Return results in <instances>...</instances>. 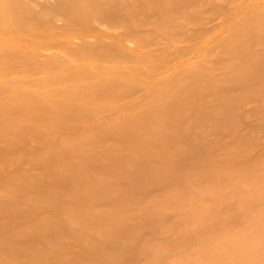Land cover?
<instances>
[{
    "label": "bare ground",
    "instance_id": "1",
    "mask_svg": "<svg viewBox=\"0 0 264 264\" xmlns=\"http://www.w3.org/2000/svg\"><path fill=\"white\" fill-rule=\"evenodd\" d=\"M205 2L0 0V88L4 71L16 63L56 70L31 85L14 84L0 100V141L11 143L0 150V165L27 154L35 135L44 131L46 137L40 150L31 151L43 176H28L0 198V264H121L140 248L151 249L160 263L167 254L144 242L145 231L154 240L167 228L178 231L183 249L200 246L223 224L219 213L231 200L242 207L264 195V187L254 196L246 191L264 179L247 164L253 136H232L235 153L223 166H210L209 140L211 133L235 132L242 107L256 99L262 120L257 129L264 135V9L226 14L229 25L216 40L228 57L221 78L204 58L155 85L164 53H142L148 70L129 66V45L155 44L139 29L148 25L176 41L185 26H200L207 11L218 12L214 5L204 8ZM143 75L149 77L143 82L146 100L126 106ZM114 109L115 117L93 122ZM62 131L72 137L53 138ZM181 183L206 185L179 206H194L187 217L168 224L169 201H162L143 223L123 221L129 198ZM99 207L107 211L98 214ZM67 241L81 251L62 260ZM255 252L241 247L232 262L247 264Z\"/></svg>",
    "mask_w": 264,
    "mask_h": 264
},
{
    "label": "rangeland",
    "instance_id": "2",
    "mask_svg": "<svg viewBox=\"0 0 264 264\" xmlns=\"http://www.w3.org/2000/svg\"><path fill=\"white\" fill-rule=\"evenodd\" d=\"M40 2L43 0H39ZM52 1V0H45ZM204 8L207 5H214L218 12L207 13L202 17L203 24L200 26L188 25L182 29L180 36L170 38L156 34L150 26H143L138 30V34L143 38L155 40V44L146 49H140L138 45H129L128 51L132 60L129 66L140 67L148 70L150 63L141 62L142 53L154 58L157 54L164 53L163 66L155 72V80L152 79L153 85L157 84L159 79L165 76H176L186 64L197 62L198 58H204V63L208 66L212 64L213 73L221 78L224 73V67L228 62V57L223 55L218 47L216 40L222 35L223 31L229 25L227 13L242 14L241 7H256L264 9V0H206ZM118 31L112 32L116 35ZM198 33L196 38L193 34ZM258 50V48H255ZM153 62V60H151ZM56 70L38 68L33 65H24L21 63L13 64L8 67L1 78L0 100L11 94L14 84H23L27 86L36 81L46 79ZM142 76L141 82L135 89V94L127 100L126 106L137 104L146 100L147 89L143 85L145 79ZM261 104V99H256L244 104L241 109L239 121L236 130L232 134H226L224 131L211 133L209 140L212 142L211 153L214 156V162L211 165L223 166L231 157L234 156L235 148L232 144V136H253V142L247 147V164L256 166L255 177L264 173V135L257 129L262 122L261 118L255 113L257 107ZM117 109L106 111L96 117L93 122L100 123L106 118H113L117 115ZM21 124V122H19ZM71 131H62L53 136L60 141L72 137ZM45 132H41L29 141V152L16 161H7L0 165V198L5 197L9 192L24 185V180L28 176L42 177L43 170L40 166V159L31 151H38L42 147ZM111 144L106 141L104 145ZM103 147H106L104 146ZM11 143L0 141V150H7ZM100 153L101 148H96ZM88 168V167H87ZM253 185H250L246 191L254 196L264 187V179H258ZM206 185L196 183L190 188L185 184L173 186L150 188L145 194L135 195L127 200L121 208V217L128 224L143 223L149 218L150 209L162 201H169L165 213L168 224H174L177 221L187 217L191 209L190 205L179 208L181 203L190 201L200 192H204ZM223 192V191H222ZM225 192H227L225 190ZM214 193V191H213ZM211 199V198H209ZM208 201V199H207ZM98 214L107 211L105 207H99L95 210ZM235 213V214H233ZM233 214V215H232ZM219 215L223 218V224L211 235H208L202 245L190 246L183 249L178 239V231L172 232L163 228L154 240L148 231L143 233V240L148 245L167 254L165 261L157 263L154 260L151 249L143 251L138 249L135 258L124 260L121 264H235L232 260L235 258L237 251L244 247L250 252L256 251L249 257L247 264H264V195L257 201L242 207L237 205L235 200H231L228 208H224ZM261 237V238H260ZM68 246V247H67ZM66 249L62 251V260H71L73 256L80 253L79 246L66 242ZM252 257V258H251ZM60 260L51 264H59Z\"/></svg>",
    "mask_w": 264,
    "mask_h": 264
}]
</instances>
